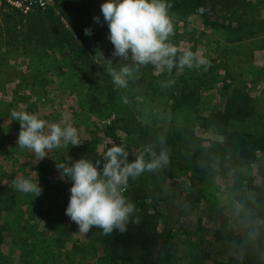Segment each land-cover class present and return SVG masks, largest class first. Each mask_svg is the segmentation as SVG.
Segmentation results:
<instances>
[{
	"label": "trees",
	"instance_id": "16d2710c",
	"mask_svg": "<svg viewBox=\"0 0 264 264\" xmlns=\"http://www.w3.org/2000/svg\"><path fill=\"white\" fill-rule=\"evenodd\" d=\"M214 1L224 9H234L233 15L217 21L197 11L206 9L212 0H166L172 5L169 16L174 26L189 32L194 26L192 18L188 19L195 15L202 25L221 30L229 43L243 38L258 43L257 38L264 37V14L258 16L262 0ZM104 2L53 0L43 10L21 13L8 7L0 12V68L6 75L27 81L24 73L6 63L11 52L26 58L35 69L40 66L39 54L31 56V50L47 53L57 73L67 78V91L75 97V116L83 117L78 121L113 114L105 124L107 129L110 133L118 130L137 148L135 156H128L129 162L147 145L157 155L161 150L168 152L166 166L129 180L124 195L136 206L138 218L129 221L127 232L110 234L109 247L98 254L97 263L264 264V124L249 126L259 114L257 97L226 66L219 74L212 57L207 71L202 66L183 71L174 67L169 73L150 63L136 67L130 56L126 60L112 56L114 46L100 8ZM85 28L91 36L85 35ZM182 52L178 51L177 59ZM109 60L116 70L124 65L134 68L127 87L113 84L107 72ZM170 81L175 83L169 86ZM209 101L210 108L205 109ZM198 128L210 129L218 138L207 140L197 134ZM145 159L151 157L145 153ZM250 163L256 166L255 173L246 174L238 185L249 194L237 196L240 207L253 214L249 231L234 223L236 194L226 192V202L216 205L219 185L214 179ZM177 178L182 181L177 183ZM47 181L39 183L42 194L38 197L12 193L10 186L7 192L0 190V264H61V258L73 264L67 258L73 245L65 246L60 236L72 185L66 184L67 179L60 183V196L54 190L48 196ZM188 212L193 215L192 226L186 225Z\"/></svg>",
	"mask_w": 264,
	"mask_h": 264
},
{
	"label": "rangeland",
	"instance_id": "374dc122",
	"mask_svg": "<svg viewBox=\"0 0 264 264\" xmlns=\"http://www.w3.org/2000/svg\"><path fill=\"white\" fill-rule=\"evenodd\" d=\"M8 7L4 1L0 0V12L6 11ZM263 8L264 0H262L258 16L259 14L263 16ZM32 10L43 9L34 8ZM205 12L207 13V17L212 20L223 21L224 18L226 19L229 15H233L234 9H224L217 4V1L213 2L212 0ZM243 17L245 18L246 16L243 15ZM188 20L194 26V30L192 32L187 31L180 25L179 21L177 24L180 26L175 25L177 26L176 28L174 26V32L178 38L172 37L173 34L171 42L178 49L186 46L188 50L203 55L207 59L209 57L214 58L215 63L218 65L217 71L219 74L223 72L222 67L226 66V69L234 76L235 80L239 81L242 79L250 93L257 97L255 107L258 109L259 114L251 118L249 126L256 127L259 123L264 124V37H258V43L254 42L255 39L251 38H243L238 42L229 43L224 40L221 30L201 26V18L199 16L194 15ZM199 31L201 32L200 34ZM208 46L209 50H207ZM186 48L179 50L184 51ZM41 52L39 50H31L30 52L31 56L36 53L39 54V59H35L38 62L40 61V63H37L40 64L37 69L30 67L26 63L27 59L22 58L21 55L15 52H11L6 61L11 68L24 73L27 81L20 79L14 74L6 75L4 70L0 68V78H5L3 81L0 80V190L7 192L8 190L5 188H9L10 186L11 192L18 194L19 190L14 181L17 178H25L35 182L37 175L38 183L48 180L47 182L50 185L47 191L48 196L52 195V190L60 196V183L66 182L67 179H60V170L57 169L56 163L68 161L71 164V162L79 160L81 157L95 162V160L101 158L102 154L113 143L123 145L129 157L137 154V148L134 143L129 142L131 140H128L129 143H127V137H124L118 130L115 133H110L106 125L101 123V118H106L111 114L104 115L103 117L91 115L86 122L83 119L78 121V119L83 117L82 115L75 116V110L77 109L75 97L67 91V78L57 73V69L51 61V56ZM216 98L217 96L214 97V99ZM212 102L213 100H211ZM209 108L210 101L205 105V109ZM13 110L27 111L35 114L49 124L59 123L62 127L70 124L77 128L82 144L52 149L47 153L48 156L44 160L37 161L35 153L32 150L27 148L21 149L17 146L20 124L19 121L13 120L11 116ZM157 123L164 126L166 124L164 121ZM196 132L207 140H216L218 138V135L210 129L198 128ZM11 151L13 154H11ZM5 152H7V156L4 154ZM1 171L12 173L13 176L10 178L8 175L1 174ZM255 171L256 166L250 163L239 166L227 176H219L214 179L219 185L216 193L218 194L216 205L219 206L226 202V192L230 196L236 194L232 200L234 209L228 205L227 210L231 212L232 208L233 212L235 211L233 217L234 223L249 231L253 221V214L250 210L241 208L238 199L243 194L249 193L242 192L238 187L246 174L255 173ZM24 172L26 173L23 174ZM175 181L179 183L182 180L181 178H177ZM66 184L71 186L72 181L69 180ZM204 203L202 201L203 205L206 204ZM187 214L186 225L192 226V212H188ZM137 218L138 216L133 214L130 221L134 222ZM62 225L64 226V232L60 236L65 240V246L69 247L70 243L73 245L67 258L73 259V264H98L96 261L97 256L109 247L107 241L111 239L110 235H104L100 228L97 231L95 228H92L87 233H81L78 230L77 224L71 221L66 214L62 216ZM6 245L7 242L2 246L4 250L6 249ZM59 251L61 252L63 249L59 248ZM68 261L60 259L61 264H68Z\"/></svg>",
	"mask_w": 264,
	"mask_h": 264
},
{
	"label": "clouds",
	"instance_id": "9594fccd",
	"mask_svg": "<svg viewBox=\"0 0 264 264\" xmlns=\"http://www.w3.org/2000/svg\"><path fill=\"white\" fill-rule=\"evenodd\" d=\"M171 7L166 0H105L100 8L108 25V39L114 46L112 56L125 60L130 56L136 67L150 63L160 71L166 68L169 73L174 67L183 71L203 66L207 71L211 61L191 50L185 49L177 59L179 49L169 41L174 34L173 20L169 16ZM197 11L203 14L206 9L201 7ZM93 19L100 23L99 17ZM84 33L92 35L89 28H85ZM100 55L102 57V53ZM111 64L109 60L107 72L113 84L127 87L134 68L124 65L116 70ZM174 83L170 81L169 86ZM11 116L20 124L17 146L32 150L37 161L48 156L52 149L82 144L77 128L70 124L63 127L59 123L49 124L27 111L13 110ZM145 153L151 159L146 160ZM128 155L123 145L113 143L95 162L81 157L71 164L68 161L56 163L60 179L72 181L65 214L77 224L81 233L93 227L102 229L104 235L114 230L122 234L127 232L130 218L137 211L134 203L124 195L129 180H136L144 172L157 171L169 163L168 152L161 150L157 155L151 145L145 146L131 162ZM14 183L22 193L33 194V197L42 194L37 175L35 182L17 178Z\"/></svg>",
	"mask_w": 264,
	"mask_h": 264
},
{
	"label": "built area",
	"instance_id": "2783aa9c",
	"mask_svg": "<svg viewBox=\"0 0 264 264\" xmlns=\"http://www.w3.org/2000/svg\"><path fill=\"white\" fill-rule=\"evenodd\" d=\"M9 7L18 10L21 13H27L32 9H45L49 5H52L53 0H2ZM112 115L106 118H101V123L106 124L112 119Z\"/></svg>",
	"mask_w": 264,
	"mask_h": 264
},
{
	"label": "crops",
	"instance_id": "0c3cea01",
	"mask_svg": "<svg viewBox=\"0 0 264 264\" xmlns=\"http://www.w3.org/2000/svg\"><path fill=\"white\" fill-rule=\"evenodd\" d=\"M190 24H191V23H190ZM191 25H192V24H191ZM201 26L208 27L207 25H202V24H201ZM195 27H196V26H195ZM201 29H202V28H201ZM189 43H190V42H189ZM191 45H192V44H191ZM184 48H186V46H185ZM184 48H182V49H181V48H179V49H180V50H183ZM208 48H209V46L207 47V49H208ZM186 49H187V48H186ZM19 150H20V149H19ZM43 160H44V159H43ZM42 162H43V161H42Z\"/></svg>",
	"mask_w": 264,
	"mask_h": 264
}]
</instances>
